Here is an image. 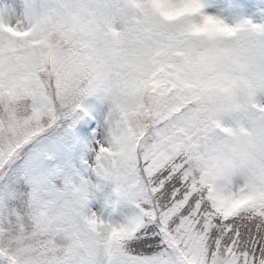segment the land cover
<instances>
[{
  "label": "snow or ice",
  "instance_id": "obj_1",
  "mask_svg": "<svg viewBox=\"0 0 264 264\" xmlns=\"http://www.w3.org/2000/svg\"><path fill=\"white\" fill-rule=\"evenodd\" d=\"M207 7L0 0V264H264V0Z\"/></svg>",
  "mask_w": 264,
  "mask_h": 264
},
{
  "label": "rangeland",
  "instance_id": "obj_2",
  "mask_svg": "<svg viewBox=\"0 0 264 264\" xmlns=\"http://www.w3.org/2000/svg\"><path fill=\"white\" fill-rule=\"evenodd\" d=\"M208 7L206 11L210 14L222 15L229 22H232V19L236 15L235 6L237 0H205ZM242 2H251V0H242ZM243 11V9H241Z\"/></svg>",
  "mask_w": 264,
  "mask_h": 264
}]
</instances>
